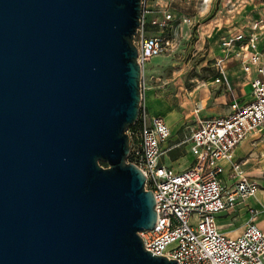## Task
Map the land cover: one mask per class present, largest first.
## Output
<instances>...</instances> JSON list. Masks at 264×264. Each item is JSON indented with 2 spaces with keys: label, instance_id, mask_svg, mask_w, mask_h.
<instances>
[{
  "label": "water",
  "instance_id": "95a60500",
  "mask_svg": "<svg viewBox=\"0 0 264 264\" xmlns=\"http://www.w3.org/2000/svg\"><path fill=\"white\" fill-rule=\"evenodd\" d=\"M141 16V0H0V264H179L145 250L155 198L127 162Z\"/></svg>",
  "mask_w": 264,
  "mask_h": 264
},
{
  "label": "built area",
  "instance_id": "2783aa9c",
  "mask_svg": "<svg viewBox=\"0 0 264 264\" xmlns=\"http://www.w3.org/2000/svg\"><path fill=\"white\" fill-rule=\"evenodd\" d=\"M153 4L154 0H141V26L134 41L142 70L164 53L162 33L173 22L171 13ZM158 12L163 14L162 20L150 17ZM147 26L158 31H148ZM263 33L264 21H260L249 34L240 30L222 38L224 56L216 62L219 77L215 82L234 96L223 64L237 57L248 76L252 100L241 104L234 99L232 114L218 120L201 119V109H195V126L185 141L190 145L192 164L183 171L162 164L174 148L170 146L171 128L163 117L150 115L142 92L139 116L127 130V162L142 171L145 189L155 198L157 222L153 230L140 233L145 250L154 256L179 264H264V231L256 224L259 211L249 210L250 218L237 237L223 233L216 221L217 215L237 211L260 188L258 181L247 174L246 162H237L234 157L243 141L264 131V49L259 48ZM224 162L230 164V184L224 178Z\"/></svg>",
  "mask_w": 264,
  "mask_h": 264
},
{
  "label": "rangeland",
  "instance_id": "374dc122",
  "mask_svg": "<svg viewBox=\"0 0 264 264\" xmlns=\"http://www.w3.org/2000/svg\"><path fill=\"white\" fill-rule=\"evenodd\" d=\"M153 5L171 13L173 22L162 33L166 43L164 53L151 60L142 70V92L146 105L149 94L155 95L156 104L155 107L150 106L151 109L179 113H170L167 118L174 130L173 138L183 142L190 137L195 126V109H201V119L218 120L232 114L231 102L234 99L246 101L250 98V87L236 63L228 66L235 90L233 97L224 91L222 85L215 83L219 77L215 62L224 56L221 47L223 37L237 30L249 31L251 23L264 20V0H213V4L208 5L201 0L192 3L185 0H154ZM153 16L163 19L160 12L150 15ZM146 30L158 31L151 26H147ZM158 102L165 104L159 105ZM187 146L185 142L178 149V154L182 155L180 160L172 162L168 154L162 161L175 168L187 166L191 159Z\"/></svg>",
  "mask_w": 264,
  "mask_h": 264
},
{
  "label": "crops",
  "instance_id": "0c3cea01",
  "mask_svg": "<svg viewBox=\"0 0 264 264\" xmlns=\"http://www.w3.org/2000/svg\"><path fill=\"white\" fill-rule=\"evenodd\" d=\"M209 3L213 4V0H210ZM208 4H206V5H208ZM211 6L213 8V5H211ZM212 15H213V10H212L211 16ZM262 15L264 16V14H262ZM260 21H264V20L263 19L256 20L253 23H251V27H250L249 31H246V30H242V31H245L248 34L251 33L254 24H256L257 22H260ZM237 31H240V30H237ZM229 34H231V33H229ZM259 48L261 50L264 49V35L261 37V42H260ZM218 60L219 59H216V62ZM216 62H215V67H216ZM230 63H236L240 67V69L243 73H244V71H243V67H242L241 62L237 57H233V58L227 60L223 64L225 73L227 74V76L230 80L231 86H232V82H231L230 75H229V69H228V66ZM217 70H218V68H217ZM218 72H219V70H218ZM244 75H245V79H246V84H248L250 87V92H249L250 98L246 101H244L242 99H237V100L241 104H248L252 100V89H251V85H250L249 80H248V76L245 73H244ZM254 76H255V74L253 75V77ZM220 85H222V84H220ZM232 88H233V86H232ZM224 91L227 92L225 87H224ZM233 92L235 93L234 88H233ZM155 100H156L155 95L151 96V93H150L148 96V100H147L148 104L146 105L147 110L149 111V113L151 111L152 116H155V117L159 116V117H163V118L166 117L167 123L170 126L171 132H172V141L170 143V146L174 147L170 152L167 153V155L169 154V160L170 161L176 162L177 160H180V158H182V155L178 154L177 151L181 147V145L184 144L185 141L178 142L177 139L173 138L174 137V130L171 127L172 124H171L169 118H167V116L170 113H175V114H179V113L176 111H173V110L163 111V110L156 109V108L151 109L150 106L155 107V104H156ZM157 101H158V99H157ZM163 104H165V103H163V102L159 103V105H163ZM189 148H190V145L188 144L187 153H188V156L191 157ZM175 155H179L180 157L177 160L173 161L171 156H175ZM234 160L237 162H246L245 170H246L247 174L252 179H255L258 181L260 188H259V191L256 194V196L254 198L248 200L245 204L239 206L237 211H235L233 213H229V214H220V215L216 216V221H217V224H218L220 230L230 237H237V236L242 234V232L244 231L245 225L250 218L249 210L251 208H254L260 212V214L256 218V224L258 225V227L261 230L264 231V131L260 134L252 135V136L248 137L245 141H243L238 146V148L235 150ZM162 164L169 166V167H172L176 171H183L184 169L188 168L192 164V157H191V159L189 158V164L187 166L182 167V168H179V167L175 168L172 165H168V164L164 163L163 161H162ZM223 165L225 167L224 178L230 184L229 176H228L229 171H230V164L228 162H224Z\"/></svg>",
  "mask_w": 264,
  "mask_h": 264
},
{
  "label": "trees",
  "instance_id": "16d2710c",
  "mask_svg": "<svg viewBox=\"0 0 264 264\" xmlns=\"http://www.w3.org/2000/svg\"><path fill=\"white\" fill-rule=\"evenodd\" d=\"M179 157H180L179 155L171 156V158H172L173 161L177 160ZM101 165H102L103 167H104V166H107V164H106V163H103V162L101 163Z\"/></svg>",
  "mask_w": 264,
  "mask_h": 264
}]
</instances>
